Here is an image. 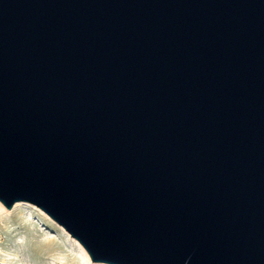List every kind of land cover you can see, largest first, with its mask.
I'll list each match as a JSON object with an SVG mask.
<instances>
[{"label": "water", "instance_id": "95a60500", "mask_svg": "<svg viewBox=\"0 0 264 264\" xmlns=\"http://www.w3.org/2000/svg\"><path fill=\"white\" fill-rule=\"evenodd\" d=\"M18 201L94 262L264 264V0H0Z\"/></svg>", "mask_w": 264, "mask_h": 264}, {"label": "rangeland", "instance_id": "374dc122", "mask_svg": "<svg viewBox=\"0 0 264 264\" xmlns=\"http://www.w3.org/2000/svg\"><path fill=\"white\" fill-rule=\"evenodd\" d=\"M18 202L22 203L14 209V205L6 209L0 202L6 209L0 210V257H14L13 261L19 264H27L25 259L28 264H61V260L82 264L76 244L68 241L65 234H70L62 226L34 204ZM45 235L50 239L46 240ZM48 253L57 257L54 262H50Z\"/></svg>", "mask_w": 264, "mask_h": 264}, {"label": "bare ground", "instance_id": "6f19581e", "mask_svg": "<svg viewBox=\"0 0 264 264\" xmlns=\"http://www.w3.org/2000/svg\"><path fill=\"white\" fill-rule=\"evenodd\" d=\"M22 202H16L15 204H13V209L17 206H19ZM12 209V211H13ZM0 210H3V211H6L5 208L2 207V205L0 204ZM28 220V219H27ZM46 234V233H45ZM30 236V235H29ZM46 236V235H45ZM65 236L67 237L68 241H74V243L76 244V247H77V251L79 253V256H80V259L82 261V264H109V263H104V262H94L90 259V257L87 255V253L83 250V248L74 240L72 239L71 236H69L67 233L65 234ZM50 236H46V240L50 239L49 238ZM21 238V237H20ZM35 238V237H34ZM37 238V237H36ZM24 239V238H23ZM26 239V238H25ZM28 239V238H27ZM32 239V238H31ZM30 244V243H29ZM27 246V245H26ZM31 250V249H30ZM38 254V253H37ZM48 259H50V262L51 261H55L56 260V256H54L53 254L51 253H48ZM13 258L14 257H9V256H2L0 257V262H3L5 264H19V263H16L13 261ZM29 258V257H28ZM27 258V259H28ZM63 259V258H62ZM25 263L28 264L27 260L25 259L24 260ZM31 264V263H30ZM61 264H74L73 262H70V261H66V260H61Z\"/></svg>", "mask_w": 264, "mask_h": 264}]
</instances>
